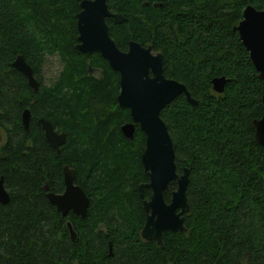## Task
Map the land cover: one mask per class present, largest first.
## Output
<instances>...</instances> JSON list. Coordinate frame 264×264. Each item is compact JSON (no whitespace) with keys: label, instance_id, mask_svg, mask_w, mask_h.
I'll list each match as a JSON object with an SVG mask.
<instances>
[{"label":"trees","instance_id":"trees-1","mask_svg":"<svg viewBox=\"0 0 264 264\" xmlns=\"http://www.w3.org/2000/svg\"><path fill=\"white\" fill-rule=\"evenodd\" d=\"M80 1L0 0V176L9 194L0 203V264H239L242 257L264 264V147L252 123L264 114V84L233 29L247 5L264 10V0H106L123 16L106 18L119 49L130 40L150 45L163 55L164 76L197 100L193 106L180 94L160 111L176 170L187 168L189 178L186 231L163 232L162 245L139 234L145 137L138 126L133 139L120 131L130 114L116 100L118 73L75 47ZM46 53L63 63L51 85L38 77ZM19 54L39 81L36 92L12 66ZM89 66L101 68V77L89 75ZM221 76L218 93L211 80ZM38 117L66 133L59 153ZM64 164L89 197L84 217L62 216L45 196V185L62 188Z\"/></svg>","mask_w":264,"mask_h":264},{"label":"water","instance_id":"water-1","mask_svg":"<svg viewBox=\"0 0 264 264\" xmlns=\"http://www.w3.org/2000/svg\"><path fill=\"white\" fill-rule=\"evenodd\" d=\"M80 10L76 13L77 29L79 32L77 45L82 52L98 51L107 60L111 69L119 73V93L116 100L120 107L129 110L131 122H125L120 129L127 138H132L135 123L144 134V149L141 153L143 171L148 182L138 186L141 197L143 187L151 189L149 200L143 201L147 212L146 221L141 229V236L146 240L154 238L158 245H162V234L185 232V212L189 211L186 197V187L189 181L188 169L181 173L176 170L174 162L173 142L167 126L160 116L161 109L180 94H184L191 105L197 100L192 98L186 86L163 74V55L154 52L150 45L143 46L137 41L130 40L126 51L118 48L110 37L105 23V17L111 16L116 22H121L123 16L108 10L106 0H81ZM249 53L250 59L258 73V78L264 84V10H257L247 5L242 13V19L233 27ZM12 66L21 72L33 90L38 89V81L33 69L22 55H17ZM225 77H214L211 80L212 89L221 93L224 89ZM264 104V93L261 96ZM30 112L24 109L21 120L28 128ZM46 140L54 148H58L65 141V133L57 134L51 123L40 119ZM254 139L264 147V114L252 121ZM74 172L64 168L65 191L63 194L48 193V199L64 215L68 208L80 217H84L89 204V198L80 186L73 184ZM171 181L176 182V189L171 193L170 202L166 203L163 193L168 189ZM9 201V194L4 187L3 177L0 176V203ZM179 209V210H178ZM149 212V213H148ZM72 240L75 232L71 224L67 223Z\"/></svg>","mask_w":264,"mask_h":264},{"label":"flooded vegetation","instance_id":"flooded-vegetation-1","mask_svg":"<svg viewBox=\"0 0 264 264\" xmlns=\"http://www.w3.org/2000/svg\"><path fill=\"white\" fill-rule=\"evenodd\" d=\"M79 10H80V8H79ZM109 10V9H108ZM76 15V14H75ZM108 17H111V16H107V17H105V23H106V18H108ZM112 18V17H111ZM106 25H107V23H106ZM76 29H77V19H76ZM107 30H108V25H107ZM108 34H109V31H108ZM78 35H79V32H78V29H77V42L75 43V47H76V49L78 50V48H77V45L80 43V41L78 40ZM119 48V47H118ZM127 48H128V46H127ZM127 48L125 49V50H122V51H126L127 50ZM121 50V49H120ZM78 51H80V50H78ZM80 52H82V51H80ZM82 53H88V54H91V53H97L99 56H101L102 57V55L98 52V51H92V52H82ZM103 58V57H102ZM104 59V58H103ZM106 60V59H105ZM107 61V60H106ZM88 74L89 75H91V76H96V77H98V78H100L101 77V68H99V67H96V66H93V67H91V66H89L88 68ZM115 71V70H114ZM117 72V71H116ZM118 73V72H117ZM34 74V73H33ZM118 77H119V73H118ZM36 78V77H35ZM37 79V78H36ZM38 81V80H37ZM38 84H39V81H38ZM119 88H120V86H119ZM38 89H39V85H38ZM38 89L36 90V91H38ZM35 91V90H34ZM35 91V92H36ZM122 108H125V107H122ZM24 109H28L29 110V112H30V109L28 108V107H25ZM23 109V110H24ZM22 114V113H21ZM30 118H31V112H30V115H29V123H30ZM41 118H43V119H45V120H47V121H49L50 123H51V125H52V127H53V130L57 133V134H60V133H65L64 131H61V130H57V128L53 125V123L48 119V118H45V117H38V123H39V125H40V127H41V129H42V132H43V136H44V139H45V141L47 142V144L52 148V149H54L57 153H59L60 152V149H61V147L64 145V143L66 142V133H65V141L62 143V144H60L59 146H58V148H54V147H52L51 145H50V143L46 140V138H45V135H44V130H43V128H42V126H41V123H40V119ZM22 121V120H21ZM132 120H131V117H130V120H126V121H124L123 123H125V122H131ZM29 123H28V128H29ZM123 123H121V125L123 124ZM121 125H120V127H121ZM24 126V125H23ZM137 126L139 127V125L137 124V123H135V130H134V133H133V137H134V134L136 133V130H137ZM25 128V127H24ZM28 128L26 129L25 128V130L26 131H28ZM140 129V128H139ZM120 131H121V129H120ZM121 133L123 134V132L121 131ZM123 136L124 137H126L124 134H123ZM133 137L132 138H128V139H133ZM127 138V137H126ZM5 140H6V136H5V134L1 131V129H0V154H1V147L3 146V144L5 143ZM28 142H30L29 140H28ZM144 145H145V143H144ZM144 149V148H143ZM143 151V150H142ZM142 153V152H141ZM140 161H141V154H140ZM141 164H142V162H141ZM61 168H62V173H61V178H62V183H63V186H62V188L59 190V191H52V190H50L48 187H47V185H45L44 186V189H45V196H46V198L48 199V196H47V194L48 193H55V194H59V195H61V194H63L64 193V191H65V188H66V186H65V181H64V168H67L68 170H70V169H72L73 170V172H74V169L70 166V165H68V164H64V165H62L61 166ZM142 169H143V166H142ZM143 173H144V171H143ZM144 175H145V173H144ZM146 176V175H145ZM146 182H148V178H147V176H146V180L145 181H142L141 183H139V185L140 184H142V183H146ZM172 183H175V187H173L170 183H169V187H168V189L163 193V198H164V201L166 202V203H168V202H170V199H171V193H172V191L173 190H175L176 189V182L175 181H171ZM73 184L74 185H77V186H80L79 184H77L76 182H75V172H74V179H73ZM138 185V186H139ZM170 185H171V188H170ZM149 190L150 191V193L148 194V195H145V190ZM83 190V189H82ZM85 192V191H84ZM167 192H169V197L168 198H165L164 197V195H165V193H167ZM86 194V193H85ZM143 195L140 197L141 198V203H142V207H143V211H144V214H145V219H144V223H145V221H146V215H147V212L145 211V209H144V206H143V201L144 200H149V198H150V194H151V189L150 188H148V187H143V193H142ZM89 198V197H88ZM48 201H49V199H48ZM50 202V201H49ZM89 202H90V200H89ZM51 204V203H50ZM53 205V204H52ZM55 208H56V206L55 205H53ZM88 206H89V204H88ZM88 208V207H87ZM56 210L57 211H59L60 212V214L62 215V216H68V215H70V214H74V215H77V214H75L74 212H73V210L71 209V208H68L67 210H66V212H65V214L63 215L62 214V211L61 210H58L57 208H56ZM179 210V209H178ZM149 213V212H148ZM184 215V214H183ZM77 216H79V215H77ZM70 223L71 224V222L70 221H67L66 222V225H67V223ZM144 223H143V225H144ZM143 225H142V227H143ZM71 227H72V225H71ZM142 227H141V229H142ZM67 228H68V226H67ZM72 229H73V227H72ZM141 229H140V237H141V239H143L144 241H154L156 244H157V242H156V240L154 239V238H151L150 240H146V239H144V238H142V236H141ZM69 230V229H68ZM166 231H169V230H166ZM165 232V231H164ZM163 235V234H162ZM109 245H108V249L110 248V253H111V243L109 242L108 243ZM158 245V244H157ZM239 264H248L247 263V259L245 258V257H242V259H240V261H239Z\"/></svg>","mask_w":264,"mask_h":264},{"label":"rangeland","instance_id":"rangeland-1","mask_svg":"<svg viewBox=\"0 0 264 264\" xmlns=\"http://www.w3.org/2000/svg\"><path fill=\"white\" fill-rule=\"evenodd\" d=\"M63 69V63L57 53L44 56L43 63L39 67L38 77L41 78L44 85H51L60 75Z\"/></svg>","mask_w":264,"mask_h":264}]
</instances>
